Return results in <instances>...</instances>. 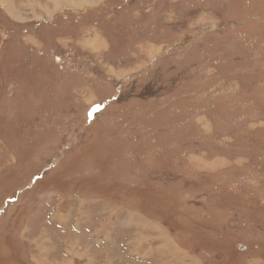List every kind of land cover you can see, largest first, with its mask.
Returning <instances> with one entry per match:
<instances>
[{"label": "rangeland", "instance_id": "obj_1", "mask_svg": "<svg viewBox=\"0 0 264 264\" xmlns=\"http://www.w3.org/2000/svg\"><path fill=\"white\" fill-rule=\"evenodd\" d=\"M0 264H264V0H0Z\"/></svg>", "mask_w": 264, "mask_h": 264}]
</instances>
